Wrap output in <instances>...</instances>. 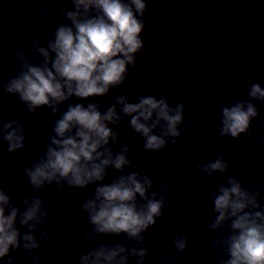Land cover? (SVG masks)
Returning <instances> with one entry per match:
<instances>
[{
    "label": "water",
    "instance_id": "95a60500",
    "mask_svg": "<svg viewBox=\"0 0 264 264\" xmlns=\"http://www.w3.org/2000/svg\"><path fill=\"white\" fill-rule=\"evenodd\" d=\"M145 2V11L138 16L144 23L140 33L144 47L135 54V63L127 65L124 82L103 96H71L56 105L54 113L48 106L29 112L18 94L6 92L3 85L16 75V69L9 67L14 53L24 52L35 65L43 57L31 46L47 48L57 27L71 26L64 9L74 10L72 0H0V126L14 120L25 135V146L13 152L0 141V189L21 211L25 208L21 197L39 198L47 209V217L32 232L40 246L31 255L10 250L9 255L16 256L14 264H33V256L38 257L35 264H77L81 255L100 244L147 247L144 264H160L165 256L178 257L175 264H225L230 258L225 241L233 230L231 221L211 227L218 215L213 194L234 178L256 195L260 207L254 211L264 210V100L248 96L251 85L264 88V0ZM48 6L50 10L37 19ZM95 14L93 10L91 15ZM149 95L165 98L171 107L183 105L180 135L166 138L159 151L146 150L143 138L129 125L130 117L109 124L118 139L106 147L116 154L127 145L131 163L120 170L109 166L103 181L111 183L136 172L153 181L149 192H157L156 199L171 198L155 224L141 233L142 240L126 233L93 232L82 205L94 197L99 182L84 188L69 186L65 180L39 189L30 185L24 169L46 152L55 123L69 105L94 103L103 113L116 104L117 114L122 115L117 96L137 103ZM238 102H251L257 115L247 132L222 135V109ZM217 157L227 162L224 173L209 176L198 167ZM160 184L166 189L163 193ZM137 201L144 203L139 197ZM42 230L46 237L41 236ZM28 231L20 228L21 235ZM85 233H91V239L86 241ZM177 237L186 238L183 252L175 248ZM137 259L130 257L129 264Z\"/></svg>",
    "mask_w": 264,
    "mask_h": 264
},
{
    "label": "clouds",
    "instance_id": "9594fccd",
    "mask_svg": "<svg viewBox=\"0 0 264 264\" xmlns=\"http://www.w3.org/2000/svg\"><path fill=\"white\" fill-rule=\"evenodd\" d=\"M72 4L74 10L64 9L71 26L57 27L47 48L31 46L32 51L43 57L42 61L34 65L24 52L19 51L14 53L15 61L9 64L16 69V75L7 80L4 90L18 94L29 112L48 106L55 113L56 105L71 96L105 95L110 87L124 82L127 65L135 63V54L144 47L140 36L144 23L138 16L146 9L145 0H130V3L72 0ZM49 10L50 6L41 9L37 19ZM93 10L95 15H91ZM248 96L264 100V88L253 84ZM116 101L121 105L122 115L117 114L116 104L103 113L94 103L86 107L69 105L55 123V135L46 152L24 172L34 189L61 180L78 188L99 182L94 197L82 205L94 226L93 232L126 233L133 239L142 240L141 233L155 224L171 198L166 201L161 195L156 199L157 192H149L153 181L136 172L119 176L111 183L103 182L109 166L120 170L131 163L126 155L127 145L116 154L106 147L110 140L118 139L108 125L130 117L129 125L143 138L144 148L159 151L165 146L166 138L180 135L178 125L183 120V105L171 107L165 98L150 95L140 97L137 103H129L124 96H117ZM256 115L257 110L251 102L224 107L221 134L237 137L247 132ZM0 141L7 142L9 152L23 148V127L14 120L5 122L0 126ZM198 167L210 176L215 171L224 173L228 165L217 157ZM158 187L160 193L166 191L163 184ZM137 197L144 203L138 204ZM213 197L214 211L218 215L211 227L217 228L231 221L233 230L225 241L230 256L225 264H264V210L254 211L260 207L256 195L233 178L221 185ZM21 199L25 205L23 211L0 189V264H14L16 256L9 255L10 250L17 254L18 250H23L26 255H31L40 246L32 232L47 217V209L39 198ZM21 227H27L29 231L21 235ZM46 235L47 232L42 230L41 236ZM88 239H91V233H85V240ZM174 244L177 252H183L186 238L177 237ZM148 255L147 247L126 249L119 244H100L81 255L77 264H129L130 257L138 258L136 264H144ZM6 256L8 259L4 261ZM37 259V256L32 257L33 264ZM177 259L165 256L160 264H175Z\"/></svg>",
    "mask_w": 264,
    "mask_h": 264
}]
</instances>
